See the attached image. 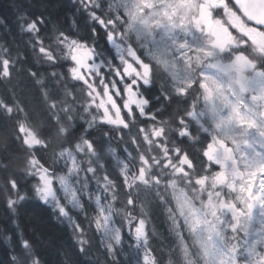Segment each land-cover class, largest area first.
I'll list each match as a JSON object with an SVG mask.
<instances>
[{
	"label": "snow or ice",
	"instance_id": "6c2138e0",
	"mask_svg": "<svg viewBox=\"0 0 264 264\" xmlns=\"http://www.w3.org/2000/svg\"><path fill=\"white\" fill-rule=\"evenodd\" d=\"M43 2V33L0 11L39 97L0 48V191L70 235L4 234L0 264H264V0Z\"/></svg>",
	"mask_w": 264,
	"mask_h": 264
},
{
	"label": "trees",
	"instance_id": "16d2710c",
	"mask_svg": "<svg viewBox=\"0 0 264 264\" xmlns=\"http://www.w3.org/2000/svg\"><path fill=\"white\" fill-rule=\"evenodd\" d=\"M59 2L65 6L60 11L61 20H63L65 15L71 17L74 12L72 0H59ZM14 3H31V11L36 15L43 14L48 19L49 23L46 24V26H42V33L50 30L51 22L56 20L55 16L49 15L50 9H48L43 0H35L34 3L33 0H0V11L7 12L11 16L15 12V9L12 8ZM76 15L83 20V13H76ZM28 40L29 34L25 33L22 35L19 28L13 31L0 29V48H8L14 55L17 53L23 54L24 59L21 61V64L18 65V67H22V71L21 86L17 90V97L21 100V103L24 104L34 99L37 101L39 99L38 94L35 93L34 89H31L30 82L27 81L26 72L23 71L24 67L34 66V56ZM0 94V96H4L9 103L12 102V98L7 94L4 85H0ZM0 147H2V145H0ZM13 169L18 172L19 166L13 165ZM0 183H2V181H0ZM50 212L51 209L45 208L40 202L28 200L22 201L20 205L17 206L16 212L12 213L6 205L5 195L0 191V236L4 234L11 235L14 230H22L27 235H33L38 232L45 236L57 235L67 239L70 235V229L67 228L66 224L57 222L55 217L50 215ZM157 223L159 224L158 221ZM17 225L19 229H17ZM3 248V242L0 240V256L3 255ZM46 259L49 260L51 264H57L55 252L48 255Z\"/></svg>",
	"mask_w": 264,
	"mask_h": 264
},
{
	"label": "bare ground",
	"instance_id": "6f19581e",
	"mask_svg": "<svg viewBox=\"0 0 264 264\" xmlns=\"http://www.w3.org/2000/svg\"><path fill=\"white\" fill-rule=\"evenodd\" d=\"M4 34V33H3ZM6 35V34H5ZM14 35V34H13ZM16 39V38H15ZM10 40V39H9ZM20 43V42H19ZM1 95V94H0ZM21 101V100H20Z\"/></svg>",
	"mask_w": 264,
	"mask_h": 264
}]
</instances>
